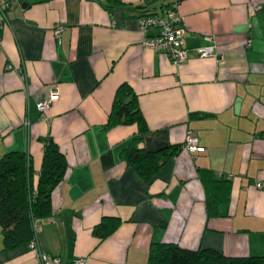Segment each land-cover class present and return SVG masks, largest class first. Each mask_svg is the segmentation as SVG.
Here are the masks:
<instances>
[{
    "label": "crops",
    "instance_id": "1",
    "mask_svg": "<svg viewBox=\"0 0 264 264\" xmlns=\"http://www.w3.org/2000/svg\"><path fill=\"white\" fill-rule=\"evenodd\" d=\"M109 3L19 0L0 13V157L27 152L37 177L51 136L68 164L51 214L37 220L38 245L61 264H147L152 242L264 255V0ZM171 4L189 50L177 65L143 45L155 31L137 21ZM205 35L216 56L194 52ZM122 83L147 126L140 145L181 146L148 181L121 156L138 125L109 123ZM188 132L205 147L196 158L184 148ZM104 216L119 223L100 239L92 229ZM35 261L28 247L4 249L0 228V264Z\"/></svg>",
    "mask_w": 264,
    "mask_h": 264
},
{
    "label": "trees",
    "instance_id": "2",
    "mask_svg": "<svg viewBox=\"0 0 264 264\" xmlns=\"http://www.w3.org/2000/svg\"><path fill=\"white\" fill-rule=\"evenodd\" d=\"M108 1L111 2L108 6L114 7L116 0ZM116 122L138 125L136 134L122 148L121 156L145 181L181 147L176 144L148 150L140 145L147 126L135 93L125 83L118 86L113 100L109 123ZM41 140L43 154L37 177L27 152L12 149L0 157V228L4 249L27 247L34 234L37 236V220L51 214V192L67 172L65 155L53 138ZM118 223L117 217L104 216L92 232L103 239ZM147 264H264V255H227L215 248L190 249L175 242H152Z\"/></svg>",
    "mask_w": 264,
    "mask_h": 264
},
{
    "label": "built area",
    "instance_id": "3",
    "mask_svg": "<svg viewBox=\"0 0 264 264\" xmlns=\"http://www.w3.org/2000/svg\"><path fill=\"white\" fill-rule=\"evenodd\" d=\"M13 2L19 0H0V13L5 16V10ZM138 25L141 31L145 34L148 30L155 31L152 35H145L143 45L153 50H164L169 56L173 64L177 65L186 59L189 50L184 46V29L182 27L183 17L177 12L176 5L171 4L162 12H147L138 16ZM3 23L0 20V28ZM62 25L54 26L55 35H59ZM204 39L207 41L205 45L194 48V52L200 57L216 56L217 52L213 39L210 35H205ZM58 96L57 90H53L46 97L37 103L39 111L43 112L51 102ZM184 148L189 151L194 158L199 152H202L205 147L200 143L196 135L188 132L184 141ZM260 186V182L256 183ZM34 230L36 226L34 225ZM27 247L35 252V264H61L59 256L46 254L38 245L37 236L34 234L32 239L28 242ZM71 264H88L87 258L84 256L76 257Z\"/></svg>",
    "mask_w": 264,
    "mask_h": 264
}]
</instances>
